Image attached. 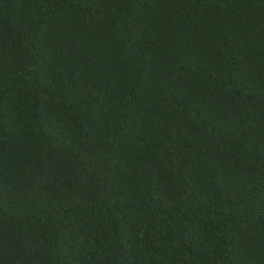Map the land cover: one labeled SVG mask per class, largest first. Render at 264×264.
Masks as SVG:
<instances>
[{
    "label": "trees",
    "instance_id": "16d2710c",
    "mask_svg": "<svg viewBox=\"0 0 264 264\" xmlns=\"http://www.w3.org/2000/svg\"><path fill=\"white\" fill-rule=\"evenodd\" d=\"M0 264H264V0H0Z\"/></svg>",
    "mask_w": 264,
    "mask_h": 264
}]
</instances>
